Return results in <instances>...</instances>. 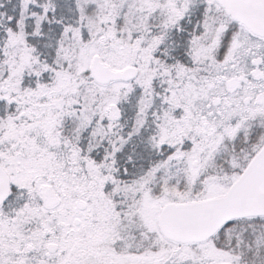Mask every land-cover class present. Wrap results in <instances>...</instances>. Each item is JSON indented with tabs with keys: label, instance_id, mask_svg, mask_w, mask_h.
<instances>
[{
	"label": "snow or ice",
	"instance_id": "obj_1",
	"mask_svg": "<svg viewBox=\"0 0 264 264\" xmlns=\"http://www.w3.org/2000/svg\"><path fill=\"white\" fill-rule=\"evenodd\" d=\"M0 264H264V0H0Z\"/></svg>",
	"mask_w": 264,
	"mask_h": 264
}]
</instances>
